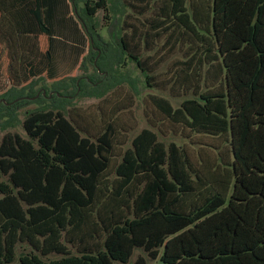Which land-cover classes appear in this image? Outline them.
<instances>
[{"label":"trees","instance_id":"obj_1","mask_svg":"<svg viewBox=\"0 0 264 264\" xmlns=\"http://www.w3.org/2000/svg\"><path fill=\"white\" fill-rule=\"evenodd\" d=\"M100 12L108 29L113 17L121 25L109 42ZM79 25L93 72L56 78L55 37ZM0 51L10 117L7 104L52 99L26 118L28 138L0 139V264H129L137 249L160 264H264V0H0ZM176 53L184 57L160 83ZM125 58L149 86L189 97L175 108L150 96L152 129L113 165L116 115L134 95L115 101L96 136H83L67 108L123 83Z\"/></svg>","mask_w":264,"mask_h":264},{"label":"rangeland","instance_id":"obj_2","mask_svg":"<svg viewBox=\"0 0 264 264\" xmlns=\"http://www.w3.org/2000/svg\"><path fill=\"white\" fill-rule=\"evenodd\" d=\"M128 12V11H127ZM126 12V13H127ZM125 13V14H126ZM124 14V15H125ZM70 16H73L72 13ZM105 14L100 12L97 16V25H98V33L101 38L106 42L110 41V34L112 32L119 31L120 24L114 22L111 28H107L110 21H106L104 18ZM81 31L82 28L79 25L78 27ZM72 43H75L71 40ZM91 41L90 39L86 40L85 46L78 44L80 47H70V45L66 46L61 44L58 41L55 44V48L57 49V60L60 66H62L60 73L55 71L54 76L59 79L68 78V77H81L86 73L91 74L93 72L92 68L85 69L83 68V60L89 53ZM64 46V47H63ZM85 47V55L82 56L81 49ZM4 49H1V51ZM0 51V94L4 91L9 90L12 87V83L9 80L8 73V60L5 56V52L1 53ZM154 52V51H152ZM150 54H154V53ZM81 55V56H80ZM172 56L169 59H166L164 64L161 65V68L157 71L156 75H162V77H158L159 82L161 83L164 76L171 77L172 73L177 69L175 66H172L173 62L176 59H180L184 57L183 53L171 54ZM56 60V61H57ZM55 61V64H56ZM125 64H121L119 67V72L117 73L118 79L124 80L123 83L116 86L114 90L108 92L103 97H92V96H79L72 97V104L68 106L67 110H73L71 113L72 120L77 125L78 129L82 131V135L88 137L89 135L96 136L101 134L105 126V121L108 120L107 115H110L114 111V103L115 101H119V104L124 106L123 95L124 94H133L134 95V105L132 109L129 110H121L116 115L117 118V129L119 132V136L116 137V143L120 146L119 148L114 150L113 165L121 160V157L124 151L128 148H132V140L141 133L144 129H152L151 122L149 119V112H147V101L150 96L162 97L164 99L169 100L175 108L181 106L183 101L189 97L181 96L174 97L172 91H170V87H151L149 86V82L147 79V74L143 73L137 66V64L130 59L125 58ZM125 78V79H123ZM162 78V79H161ZM53 84V80L48 79L43 82H38L36 88H42L43 86H48L49 88ZM152 86H155L152 83ZM124 88V89H123ZM42 92V91H41ZM116 94V95H115ZM119 96V98H118ZM37 98H24L23 104H18L16 107L13 104H7V106H13L14 110L13 118L10 117L11 111L2 107L0 102V139L6 135L7 133H17L24 138H28V135L24 129V122L30 112L35 110L43 109L44 107H49L50 101L52 99L46 98L45 101H37ZM100 107L104 108V118L101 116ZM70 116V115H69ZM157 131V130H156ZM121 134V136H120ZM160 140L164 142L166 145L170 143H177L179 145H183L185 143L184 139L180 136H174L173 134H169L167 136H163L159 134ZM112 178V177H111ZM26 253L28 251L21 250L19 255ZM139 257H145L148 260L149 264H160L159 260L153 261L148 258L147 254L143 250H136L129 264H136ZM56 258V257H53ZM120 264V263H116Z\"/></svg>","mask_w":264,"mask_h":264},{"label":"crops","instance_id":"obj_3","mask_svg":"<svg viewBox=\"0 0 264 264\" xmlns=\"http://www.w3.org/2000/svg\"><path fill=\"white\" fill-rule=\"evenodd\" d=\"M71 33H73V34H71ZM67 34H68V36H67ZM71 40H73L75 43H72ZM86 40H87V38H86L83 30L81 31L80 29L76 30L75 32H73L72 30H69V31H66L64 35L56 36L55 37V42L53 44V51H52L53 52L54 62L57 60V56H56L57 49L55 48V44L58 41H60L61 44H64L66 46L70 45V47H80V46H78V44H81V45L85 46ZM81 49H83V51L81 50V54L83 56V55H85V53H84L85 47H82ZM53 68H54L55 71H57V73L58 72L60 73L62 66L59 65L58 60L56 61V64H54Z\"/></svg>","mask_w":264,"mask_h":264}]
</instances>
